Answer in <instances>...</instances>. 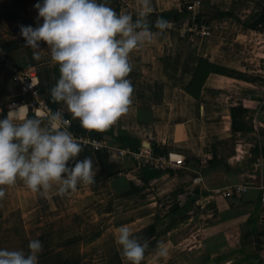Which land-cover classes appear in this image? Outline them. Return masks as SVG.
Masks as SVG:
<instances>
[{"label": "crops", "instance_id": "obj_1", "mask_svg": "<svg viewBox=\"0 0 264 264\" xmlns=\"http://www.w3.org/2000/svg\"><path fill=\"white\" fill-rule=\"evenodd\" d=\"M194 1L152 0L153 39L129 57L134 89L128 111L109 128L90 130L51 97L60 71L50 46L40 41L36 60L20 35V24H37V0H0L4 49L20 68L36 70L51 111L70 117L74 134L100 131L107 142L103 150L83 146L76 159L90 155L97 172L93 183H80L75 192L59 195L54 185L45 196L21 179L3 186L0 247L28 251L29 241L39 239V264H130L115 240L116 229L128 224L149 241L141 264H264V22L250 27L264 0H202L199 11L212 29L207 36L184 27L191 15L183 8ZM110 5L134 19L139 7L138 0H110ZM165 12L171 13L170 27L161 33L155 20ZM208 63L228 71L208 72ZM19 97V85L0 66V117ZM235 106L248 108L250 131L234 130ZM229 137L236 146L227 160L240 172L209 165L212 145ZM138 141L166 146L188 164L161 170L141 164L132 153L119 154V146ZM198 175L202 180L195 182ZM237 184L248 189L237 193ZM158 241L166 242L167 257L156 255Z\"/></svg>", "mask_w": 264, "mask_h": 264}, {"label": "clouds", "instance_id": "obj_2", "mask_svg": "<svg viewBox=\"0 0 264 264\" xmlns=\"http://www.w3.org/2000/svg\"><path fill=\"white\" fill-rule=\"evenodd\" d=\"M135 14L110 5V0H37V24H20L25 44L41 58L40 41L50 46L51 60L59 65L60 76L50 89L54 101L63 102L85 129L105 130L128 111L134 85L130 53L153 39L148 20L154 10L152 0H138ZM43 18L42 23L40 22ZM155 27L164 32L170 21L160 16ZM36 85L31 78L28 87ZM28 104H13L6 117H0V199L3 186L18 179L34 192L47 195L55 185L56 193L75 192L80 183L95 181L97 170L92 157L76 159L88 143L70 130V120L60 111H36L28 116ZM75 160L70 165L68 162ZM121 256L130 264H141L149 241L137 236L128 224L116 229ZM42 241L31 239L28 251L0 247V264H39ZM167 257L165 241L155 249Z\"/></svg>", "mask_w": 264, "mask_h": 264}, {"label": "built area", "instance_id": "obj_3", "mask_svg": "<svg viewBox=\"0 0 264 264\" xmlns=\"http://www.w3.org/2000/svg\"><path fill=\"white\" fill-rule=\"evenodd\" d=\"M201 3L202 0H196L194 2L186 4L185 7L191 15V20L184 27L189 32L202 36H207L211 34L212 29L209 21L199 11ZM0 66L11 74L12 80L19 85L20 90V97L17 99H13L6 104V112H8L9 107L13 104H28V116H34L36 111H40L44 114V117H46L48 110H51V104L47 94H45L40 87V82L36 70L31 68H20L15 58L4 49L1 43ZM31 78L36 82V85L28 87V85L31 84ZM62 115L64 118L72 122L70 117L66 116L65 114ZM81 137L88 141V143L85 145L91 150H103L107 145V142L103 138L91 135L87 137ZM118 152L121 155L126 153H132L136 157V159L140 161L141 164L148 165L150 167H154L161 170L181 169L185 168L188 164L186 157L183 154H175L171 151H168L166 153H154L149 150L134 149L129 146H119ZM201 180L202 176L198 175L194 181L200 182ZM234 189L237 193H241L245 192L248 189V186L244 184H237ZM221 192L226 195V192ZM262 199L264 200V193Z\"/></svg>", "mask_w": 264, "mask_h": 264}, {"label": "trees", "instance_id": "obj_4", "mask_svg": "<svg viewBox=\"0 0 264 264\" xmlns=\"http://www.w3.org/2000/svg\"><path fill=\"white\" fill-rule=\"evenodd\" d=\"M183 10H184V12L189 14L186 7H184ZM170 14L171 13H169V12H165V13H161V16L164 18H167ZM206 19L209 21L208 17H206ZM263 22H264V6L262 8L260 15L255 20H253L250 27H256L259 23H263ZM208 66H209L208 72L209 71H217L219 73H226L228 71L224 67L211 65L209 63H208ZM248 112H249L248 108H246V107L235 106L232 108V124H233V128L235 131L247 132L253 128L247 120ZM91 136H95V137L100 138V136H102V132L94 131L91 134ZM121 146H129V147H133L134 149L149 150V151L154 152V153H166V152H168V148L166 146H158L155 143L144 144L141 141L136 142L135 145H130V142H125V144H122ZM235 146H236V142H235L234 137L225 138V139H222V140L215 142L212 145L213 158L209 161V165L210 166H217V165L223 164L226 166V168L228 170L234 169V170H237L238 172H240L241 171L240 167H238V166L233 167L232 165H230L228 163V160H227V158L235 152ZM186 160H187V157H186ZM169 171H172V170H169ZM256 257L259 261H262V256L260 254H256Z\"/></svg>", "mask_w": 264, "mask_h": 264}, {"label": "rangeland", "instance_id": "obj_5", "mask_svg": "<svg viewBox=\"0 0 264 264\" xmlns=\"http://www.w3.org/2000/svg\"><path fill=\"white\" fill-rule=\"evenodd\" d=\"M195 221H192L191 223H190V225H189V229H191L193 226H195Z\"/></svg>", "mask_w": 264, "mask_h": 264}]
</instances>
